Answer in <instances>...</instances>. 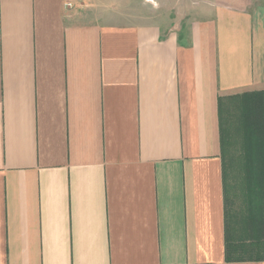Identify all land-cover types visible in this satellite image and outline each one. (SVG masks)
<instances>
[{
  "label": "crops",
  "instance_id": "crops-1",
  "mask_svg": "<svg viewBox=\"0 0 264 264\" xmlns=\"http://www.w3.org/2000/svg\"><path fill=\"white\" fill-rule=\"evenodd\" d=\"M261 91L264 0H0V264H264L217 112Z\"/></svg>",
  "mask_w": 264,
  "mask_h": 264
},
{
  "label": "trees",
  "instance_id": "trees-1",
  "mask_svg": "<svg viewBox=\"0 0 264 264\" xmlns=\"http://www.w3.org/2000/svg\"><path fill=\"white\" fill-rule=\"evenodd\" d=\"M219 139L222 161L223 195L225 205V261L261 262L264 261V243L248 242L245 232L241 235L234 230L236 222L231 218L229 205L235 197L237 185L248 194L247 155L253 141L259 140L264 151V91L218 98ZM246 148V149H245ZM248 148V149H247ZM263 153V152H262ZM244 157V158H243ZM264 188V176L257 180ZM233 217V216H232Z\"/></svg>",
  "mask_w": 264,
  "mask_h": 264
},
{
  "label": "rangeland",
  "instance_id": "rangeland-1",
  "mask_svg": "<svg viewBox=\"0 0 264 264\" xmlns=\"http://www.w3.org/2000/svg\"><path fill=\"white\" fill-rule=\"evenodd\" d=\"M151 5V4H149ZM246 149V148H245ZM248 149V148H247ZM259 140L253 141L247 155V164L245 167L248 181L247 196L243 195V189L237 185L238 194L232 197V203L229 205L231 218L236 222V234L241 235L245 232L248 242L259 241L264 243V188L256 184L257 180H262L264 176V151ZM263 152V153H262ZM244 158V157H243ZM233 216V217H232ZM264 252V248L262 249Z\"/></svg>",
  "mask_w": 264,
  "mask_h": 264
}]
</instances>
